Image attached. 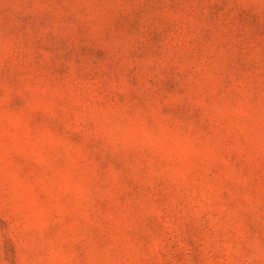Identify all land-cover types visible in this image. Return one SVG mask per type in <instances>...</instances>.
Masks as SVG:
<instances>
[{"label":"rangeland","instance_id":"rangeland-1","mask_svg":"<svg viewBox=\"0 0 264 264\" xmlns=\"http://www.w3.org/2000/svg\"><path fill=\"white\" fill-rule=\"evenodd\" d=\"M0 264H264V0H0Z\"/></svg>","mask_w":264,"mask_h":264}]
</instances>
